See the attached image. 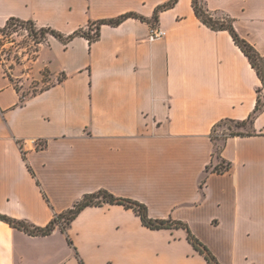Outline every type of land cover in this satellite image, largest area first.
Wrapping results in <instances>:
<instances>
[{"label": "crops", "instance_id": "crops-1", "mask_svg": "<svg viewBox=\"0 0 264 264\" xmlns=\"http://www.w3.org/2000/svg\"><path fill=\"white\" fill-rule=\"evenodd\" d=\"M167 1L0 0V27L17 18L64 37L48 32L21 75L0 60V215L43 227L106 190L183 222L219 264H264V84L193 0L159 10L166 33L150 41ZM202 3L264 60V0ZM125 13L135 16L101 24L92 42L67 38ZM42 70L51 83L23 94L16 83L41 81ZM258 90L263 106L242 127L251 134L214 140L217 124L254 113ZM0 264L209 263L185 228H150L132 208L101 203L44 235L0 218Z\"/></svg>", "mask_w": 264, "mask_h": 264}, {"label": "trees", "instance_id": "trees-1", "mask_svg": "<svg viewBox=\"0 0 264 264\" xmlns=\"http://www.w3.org/2000/svg\"><path fill=\"white\" fill-rule=\"evenodd\" d=\"M176 1L177 0H168L166 3L158 6L155 10L153 17H152V22H155L158 20L157 16H158L159 10L171 7ZM192 3H193V9H194L195 14L197 15V17L200 18V20L204 24H206L208 27H210L212 29H225V30L229 31L233 40L241 48V50L244 52V54L247 56L250 63L255 68V70L257 71L259 77L261 78V80L264 84V74H263V71L258 66V62L264 61L263 58L259 55V53L254 49V47L251 44H249L246 40L242 39L237 34V32L235 31V29L232 25L231 20L229 18H226V17H224L222 19L213 17V15L204 7L202 0H193ZM131 16H135V14L125 13V14H122V15L116 17V18L99 20L95 23H91V25L95 26L92 33L85 32L84 30H77L73 34L69 35L67 38H71L75 35H84L85 37L88 38V40L90 42H92L99 37V26L101 24L109 23V24L115 25V24L120 23L125 18L131 17ZM14 21L23 22V20H19L17 18H10L7 20L4 27H0V32L3 31L5 28H7ZM25 22H29V23L33 24L32 21H25ZM39 29H41L45 32L46 31L50 32V33L54 34L55 36H57L61 39L64 38L61 34L55 32L52 29H48V28H39ZM262 106H263V102L261 101L260 90H258V99H257V103H256V106L254 109V113L251 116H249V118L246 121L234 122L235 126L236 127L239 126L241 128L245 127V125H247V123H250L253 120V116L255 115V113L257 111H259L261 109ZM226 122H231V121H223V122L217 124L213 128L212 138L214 140H216L218 138L224 139L228 136H234V135H249V134H251V132L248 130L244 131V132H235V131L226 132V131H223L220 135L217 136L215 134L216 128L221 126L223 123H226ZM228 129L230 130L229 127H228ZM219 151H220V145H216L215 146L216 154H219ZM227 168H228L227 165H225V166L221 165V166H214L212 168V170L219 172V171H221L223 169H227ZM101 203L122 204L125 207L132 208L140 216L143 224H145L146 226H148L150 228H171V227L185 228L187 231V239L193 245V247L205 257L207 262L209 264H219V262L217 261L215 256L210 252V250L190 232L189 228L183 222L176 221V220H170V219H167V220L152 219L147 215V209H146V206L144 204H142L136 200L129 199V198L114 196L113 194H111L110 192H108L106 190H99L95 193L83 195L79 200H77L73 204V206L71 208H69L68 210L63 211L61 213L55 214L53 219L46 226H43V227L34 226V225L28 224L24 221H17V220L11 219V218H7L3 215H0V218L5 219L11 225L18 227V228H21L30 234L44 235V234L50 233L56 226H59L62 231H65L66 228L68 227V225L70 224L71 220H73L75 218V216L78 214V212L81 209H83L84 207L89 206V205H96V204H101Z\"/></svg>", "mask_w": 264, "mask_h": 264}, {"label": "rangeland", "instance_id": "rangeland-1", "mask_svg": "<svg viewBox=\"0 0 264 264\" xmlns=\"http://www.w3.org/2000/svg\"><path fill=\"white\" fill-rule=\"evenodd\" d=\"M0 33L3 34L0 44H5L1 52V59L7 72L9 71L14 75H21L27 65L33 64L40 43L44 42V38L48 35L47 31L45 32L25 21H14ZM258 66L264 71V61L258 62ZM50 83L51 80L48 78L47 71L42 70L41 81L32 77L26 85H20L18 82L16 84L23 91V94H29L48 86ZM223 131L244 132V129L239 126L236 127L234 123L226 122L216 128L215 134L218 136ZM220 142L218 140L217 144Z\"/></svg>", "mask_w": 264, "mask_h": 264}, {"label": "built area", "instance_id": "built-area-1", "mask_svg": "<svg viewBox=\"0 0 264 264\" xmlns=\"http://www.w3.org/2000/svg\"><path fill=\"white\" fill-rule=\"evenodd\" d=\"M165 33H166L165 29L160 27L156 21L152 22L151 26H150L149 34H148V39L150 41L160 39L165 35ZM0 39H3V34H1V33H0ZM4 46H5V44H3V43L0 44V60L1 61H2L1 52H2Z\"/></svg>", "mask_w": 264, "mask_h": 264}]
</instances>
